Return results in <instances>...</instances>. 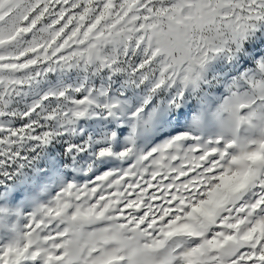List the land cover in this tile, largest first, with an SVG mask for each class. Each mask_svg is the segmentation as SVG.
Listing matches in <instances>:
<instances>
[{
  "label": "snow or ice",
  "instance_id": "obj_1",
  "mask_svg": "<svg viewBox=\"0 0 264 264\" xmlns=\"http://www.w3.org/2000/svg\"><path fill=\"white\" fill-rule=\"evenodd\" d=\"M0 264H264V0H0Z\"/></svg>",
  "mask_w": 264,
  "mask_h": 264
}]
</instances>
